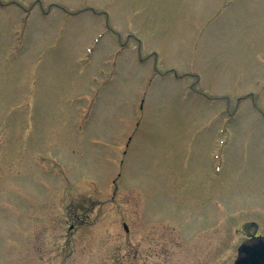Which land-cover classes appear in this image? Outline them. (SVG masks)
<instances>
[{"label":"rangeland","instance_id":"obj_1","mask_svg":"<svg viewBox=\"0 0 264 264\" xmlns=\"http://www.w3.org/2000/svg\"><path fill=\"white\" fill-rule=\"evenodd\" d=\"M250 233L264 0H0V264H234Z\"/></svg>","mask_w":264,"mask_h":264},{"label":"water","instance_id":"obj_2","mask_svg":"<svg viewBox=\"0 0 264 264\" xmlns=\"http://www.w3.org/2000/svg\"><path fill=\"white\" fill-rule=\"evenodd\" d=\"M241 255L235 264H264V240L259 239L252 244H244L239 248Z\"/></svg>","mask_w":264,"mask_h":264},{"label":"flooded vegetation","instance_id":"obj_3","mask_svg":"<svg viewBox=\"0 0 264 264\" xmlns=\"http://www.w3.org/2000/svg\"><path fill=\"white\" fill-rule=\"evenodd\" d=\"M213 222V221H212ZM211 224V223H210ZM209 225V224H208ZM207 225V226H208ZM252 224L250 223L249 224V226H251ZM213 231H211V230H204V231H202V235L204 236V238H207V240H211V238H212V236H210V235H208V234H211ZM249 232H251V231H249ZM160 236V238H163V237H165L164 235H159ZM148 237V236H147ZM146 237V238H147ZM261 238V236H259V235H257V234H254V233H250L248 236H247V239L246 240H244L241 244H252V243H254V242H256L257 240H259ZM164 240V239H163ZM146 242H147V246H149L150 245V239L149 238H147V240H146ZM176 243V242H175ZM224 243H225V240H224ZM158 244H159V242H158ZM177 244V246H178V248H181V246H180V244L177 242L176 243ZM220 245V243H218L217 244V246H219ZM160 246V245H159ZM162 248L164 247V243H162Z\"/></svg>","mask_w":264,"mask_h":264}]
</instances>
